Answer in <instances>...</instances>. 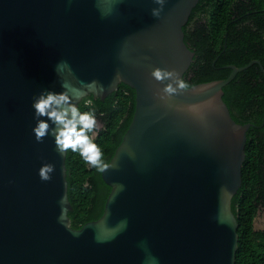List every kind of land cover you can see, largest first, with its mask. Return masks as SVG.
I'll use <instances>...</instances> for the list:
<instances>
[{
	"label": "water",
	"instance_id": "95a60500",
	"mask_svg": "<svg viewBox=\"0 0 264 264\" xmlns=\"http://www.w3.org/2000/svg\"><path fill=\"white\" fill-rule=\"evenodd\" d=\"M199 1L167 0L157 18L152 0H119L111 15L98 7L109 0H0V264H147L150 256L235 264L232 199L251 124L232 118L223 88L252 64L264 67L228 65L227 78L172 93L150 76L160 67L184 78L195 52L183 28ZM60 60L68 66L58 74ZM62 79L82 92L78 105L121 83L135 91L130 124L102 173L104 211L78 229L68 216L67 153L31 131L32 97L61 91ZM49 163L55 170L42 181L38 169ZM62 208L78 234L58 221ZM123 218L125 227L107 232Z\"/></svg>",
	"mask_w": 264,
	"mask_h": 264
},
{
	"label": "trees",
	"instance_id": "16d2710c",
	"mask_svg": "<svg viewBox=\"0 0 264 264\" xmlns=\"http://www.w3.org/2000/svg\"><path fill=\"white\" fill-rule=\"evenodd\" d=\"M264 0H200L184 26V40L195 52L184 74L185 88L225 79L228 65L246 66L259 60L264 67ZM223 100L232 118L251 124L247 132L242 184L232 199L238 222L235 264H264V230L255 231L257 212L264 208V70L257 63L237 73L224 86ZM89 100V104H84ZM80 109L94 108L96 135L104 158L109 162L130 124L135 109V91L121 83L104 100L84 98ZM68 197L73 210L68 213L75 229L97 220L104 211L110 187L102 173L87 165L77 153L67 151Z\"/></svg>",
	"mask_w": 264,
	"mask_h": 264
},
{
	"label": "clouds",
	"instance_id": "9594fccd",
	"mask_svg": "<svg viewBox=\"0 0 264 264\" xmlns=\"http://www.w3.org/2000/svg\"><path fill=\"white\" fill-rule=\"evenodd\" d=\"M119 0H109L106 6L98 5L101 8L102 15H111L116 8ZM167 0H152L156 5L150 9L153 17L159 18L163 11ZM66 60H60L55 65V70L60 73L62 67H67ZM117 77L119 73H116ZM150 76L157 81H168L163 86V91L166 93L175 92L177 88L186 86L183 79L175 70L167 68L153 67ZM61 91L51 89H41L31 99V108L33 110L34 125L31 131L37 142L48 136L52 138L55 150L60 154H66L68 150L77 153L79 157L90 167L94 168L98 173H104L109 167L113 166L104 158V154L100 146L95 142L93 137L96 135L98 127L97 115L94 108L81 110L78 102L82 96L80 89L73 86L68 80H61ZM84 104H89V100H84ZM55 170L53 164H42L38 169V176L42 181L51 179V173ZM114 192L122 190V184H116ZM113 192V193H114ZM64 198L61 197V204ZM65 213L62 208L58 221L63 226L70 230L68 222H64ZM127 225V218H123L118 222L116 228H108L107 232L115 233L117 228L122 229ZM72 231L78 234V231ZM143 245V241L141 242ZM147 264H158L156 257L150 256Z\"/></svg>",
	"mask_w": 264,
	"mask_h": 264
},
{
	"label": "rangeland",
	"instance_id": "374dc122",
	"mask_svg": "<svg viewBox=\"0 0 264 264\" xmlns=\"http://www.w3.org/2000/svg\"><path fill=\"white\" fill-rule=\"evenodd\" d=\"M101 124L98 123V127H100ZM254 229L255 231H260V230H264V208H260L255 220H254Z\"/></svg>",
	"mask_w": 264,
	"mask_h": 264
},
{
	"label": "flooded vegetation",
	"instance_id": "af4514ba",
	"mask_svg": "<svg viewBox=\"0 0 264 264\" xmlns=\"http://www.w3.org/2000/svg\"><path fill=\"white\" fill-rule=\"evenodd\" d=\"M252 13H255L256 15H260L261 14V12L259 11V12H257V11H252V12H250L249 14L250 15H252ZM261 15H264V11H263V14H261ZM264 18V17H263ZM259 61V60H258ZM258 213V212H257Z\"/></svg>",
	"mask_w": 264,
	"mask_h": 264
}]
</instances>
